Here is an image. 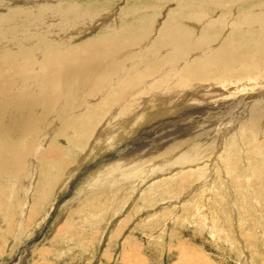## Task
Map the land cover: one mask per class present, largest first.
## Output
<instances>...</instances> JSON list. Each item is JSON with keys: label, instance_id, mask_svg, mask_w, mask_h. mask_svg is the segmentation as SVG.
Listing matches in <instances>:
<instances>
[{"label": "bare ground", "instance_id": "obj_1", "mask_svg": "<svg viewBox=\"0 0 264 264\" xmlns=\"http://www.w3.org/2000/svg\"><path fill=\"white\" fill-rule=\"evenodd\" d=\"M181 109L206 110L204 119L213 124L176 144L182 145L180 161L203 147L197 138L222 131L223 121L232 133L225 142L228 131L216 136L227 163L236 148L264 149V0H0V148L22 150L25 187L40 163L53 160L59 167L64 161L56 145L42 148L36 140L61 135L86 146L88 155L140 118ZM157 153L155 163L162 158ZM98 170L91 174L96 181L103 175L111 182V173Z\"/></svg>", "mask_w": 264, "mask_h": 264}, {"label": "rangeland", "instance_id": "obj_2", "mask_svg": "<svg viewBox=\"0 0 264 264\" xmlns=\"http://www.w3.org/2000/svg\"><path fill=\"white\" fill-rule=\"evenodd\" d=\"M193 110L161 111L140 118L136 122L140 128L130 126L129 133L117 140L107 135L110 139L104 138L106 142L88 155L86 146L75 147L61 135L40 137L35 143L42 148L53 143L64 161L59 167L53 160L47 161L49 165L40 163L27 188L22 150L8 146L11 152L5 153L0 148V264H264V149H249L245 140L246 147L233 150L227 163L221 145H217V136L228 131L229 123L223 121L222 131L195 140L203 147L195 149L197 155L195 151L189 154L193 162L188 156L178 160L182 145L176 144L213 124L204 119L206 110ZM229 131L221 136V142L229 138ZM204 140L210 143V150ZM165 151L168 154L164 155ZM156 153L162 157L157 163ZM15 157H21L20 163ZM158 161L174 163L166 169ZM203 162L216 170L209 173L205 165L200 167ZM104 169L109 171L104 173ZM97 170L104 177L111 173V182L103 175L96 181L97 175L91 174Z\"/></svg>", "mask_w": 264, "mask_h": 264}]
</instances>
